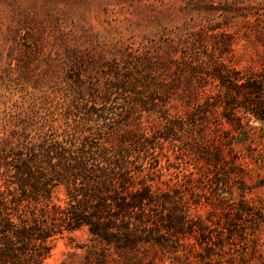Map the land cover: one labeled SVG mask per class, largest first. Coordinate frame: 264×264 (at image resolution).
Here are the masks:
<instances>
[{
  "label": "rangeland",
  "instance_id": "obj_1",
  "mask_svg": "<svg viewBox=\"0 0 264 264\" xmlns=\"http://www.w3.org/2000/svg\"><path fill=\"white\" fill-rule=\"evenodd\" d=\"M263 58L264 0H0V182L46 131L105 145L147 136L158 181L225 231L210 264H264V121L240 129L223 105L199 106L225 98L214 70ZM236 156L248 175L232 171ZM51 245L44 264H95L100 248L87 227Z\"/></svg>",
  "mask_w": 264,
  "mask_h": 264
},
{
  "label": "trees",
  "instance_id": "obj_2",
  "mask_svg": "<svg viewBox=\"0 0 264 264\" xmlns=\"http://www.w3.org/2000/svg\"><path fill=\"white\" fill-rule=\"evenodd\" d=\"M261 62L260 70L248 73L214 70L225 98L212 102L209 94L199 106L223 105L224 116L240 129L249 127V115L264 121V58ZM235 111L243 115L234 117ZM81 135L68 132L59 139L46 131L39 144L18 153L26 157L15 160L14 173L0 182V264H44L55 235L82 227L100 245L95 264H210L224 246L225 231L215 235L208 222L191 217L170 183L158 181L157 168L146 166L158 142L133 136L105 145ZM236 158L232 171L248 175ZM60 188L64 202L54 200Z\"/></svg>",
  "mask_w": 264,
  "mask_h": 264
}]
</instances>
